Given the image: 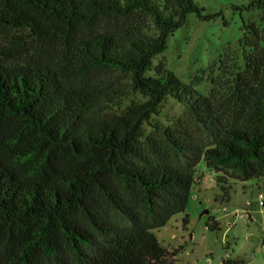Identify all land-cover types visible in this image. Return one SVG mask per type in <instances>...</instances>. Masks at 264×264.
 Segmentation results:
<instances>
[{
	"label": "trees",
	"instance_id": "obj_1",
	"mask_svg": "<svg viewBox=\"0 0 264 264\" xmlns=\"http://www.w3.org/2000/svg\"><path fill=\"white\" fill-rule=\"evenodd\" d=\"M201 12L194 0H0V264H177L180 247L153 230L184 211L201 160L220 202L229 180L264 178V53L209 96L152 64L189 13L212 17ZM168 97L188 118L152 119Z\"/></svg>",
	"mask_w": 264,
	"mask_h": 264
},
{
	"label": "rangeland",
	"instance_id": "obj_2",
	"mask_svg": "<svg viewBox=\"0 0 264 264\" xmlns=\"http://www.w3.org/2000/svg\"><path fill=\"white\" fill-rule=\"evenodd\" d=\"M194 1L202 16L212 17L189 13L184 24L168 36L166 49L152 64L162 62L182 81L209 96L212 89L225 87L222 84L226 81L219 84L221 76L232 79L225 72L242 70L249 55L264 53V6L255 0ZM139 100V95H132L117 110ZM152 117L163 124L188 118L184 106L171 97ZM216 177L201 160L184 211L171 216L163 227L153 230L154 234L167 249L180 247L177 264H220L226 258L264 264V206L259 205L264 200V178L229 180V200L220 202ZM212 220L218 229L209 228Z\"/></svg>",
	"mask_w": 264,
	"mask_h": 264
},
{
	"label": "built area",
	"instance_id": "obj_3",
	"mask_svg": "<svg viewBox=\"0 0 264 264\" xmlns=\"http://www.w3.org/2000/svg\"><path fill=\"white\" fill-rule=\"evenodd\" d=\"M260 198H261V196H260ZM259 205H262V201L261 200L259 201Z\"/></svg>",
	"mask_w": 264,
	"mask_h": 264
},
{
	"label": "water",
	"instance_id": "obj_4",
	"mask_svg": "<svg viewBox=\"0 0 264 264\" xmlns=\"http://www.w3.org/2000/svg\"><path fill=\"white\" fill-rule=\"evenodd\" d=\"M263 206H264V204H263Z\"/></svg>",
	"mask_w": 264,
	"mask_h": 264
}]
</instances>
